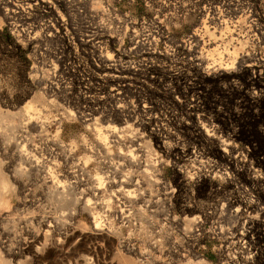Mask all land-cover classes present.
Listing matches in <instances>:
<instances>
[{
  "label": "rangeland",
  "instance_id": "rangeland-1",
  "mask_svg": "<svg viewBox=\"0 0 264 264\" xmlns=\"http://www.w3.org/2000/svg\"><path fill=\"white\" fill-rule=\"evenodd\" d=\"M28 1L0 0V123L13 116L15 121L25 108L46 109L49 115L66 107L85 112L108 108L115 103L109 91H119L127 101L124 120L108 117L112 124L125 125L124 136L121 144L110 142V161L115 177L133 172L140 178L143 198L122 203L111 194V214L103 222L113 232L104 235L94 233L92 216L81 203L56 207L44 199L35 201L37 188L14 195L11 207L0 205V217L13 212L16 218L8 222L15 223L17 233L3 234L0 240L18 251L12 257L0 244L3 264H85L83 255L90 256L88 264H198L199 256L207 264H264V0H171L163 5L184 9L178 19L156 15L138 0L119 3L121 9L145 15L146 29L157 34L151 41L154 51L114 56L116 67L129 68L116 70L113 78L97 49L80 41L84 29L76 30L71 40L61 29L59 36H43L37 27L34 39L16 36L11 20L25 26L57 14L56 6L44 7L41 0L22 16L3 9L25 7ZM204 7L220 10L224 18L221 24H209L208 32L218 40V49L228 48L230 59L235 57L229 70L203 73L184 43L194 27L206 23ZM50 84L59 93H45ZM63 118L60 136L76 143L77 157L90 153L82 138L95 143L93 132L81 119ZM49 129L54 133L56 125ZM131 136L137 142L131 143ZM128 152L141 153L140 160L152 158L158 170L143 171V165L135 170L126 160L117 164L118 156ZM95 168V162L88 166L92 173ZM23 195L26 206L19 204ZM119 209L130 221H119ZM25 212L33 217L63 212L70 223L52 231L32 219L31 235L18 219ZM193 216L203 220V236H192Z\"/></svg>",
  "mask_w": 264,
  "mask_h": 264
},
{
  "label": "bare ground",
  "instance_id": "bare-ground-1",
  "mask_svg": "<svg viewBox=\"0 0 264 264\" xmlns=\"http://www.w3.org/2000/svg\"><path fill=\"white\" fill-rule=\"evenodd\" d=\"M41 1L43 2L44 7L50 8L51 3L52 6H56V9L53 7L57 13L56 16L50 17L49 20H46L47 22L44 21L38 24H32V22L25 26H22L24 23L22 20L19 23L11 20L10 26L15 29L16 36H21L23 34L22 36L26 38L34 39L37 37V34L40 33H36L34 30V28L37 27L42 29L43 36H59L63 33L67 40H71L76 38V30L84 29V31L86 30L87 32L83 33V31V35H81L79 31V34L84 36L81 38L79 35L80 41L85 40L90 42V44L93 45L92 47L97 49L95 51H98L99 59L101 58V61L107 62L104 64V69H110V72L112 73L110 76H112V78L113 76H118L117 73H115L116 70L121 72L122 70L129 68V64L116 67V63H113L115 62L113 61L115 59L114 56L127 55L132 51H134L135 54H141L146 52V49H153L151 41L155 39L154 34H157V32H152L149 28L150 31L146 29L145 15H136L127 9H121L118 7L119 3L130 4L137 0ZM138 1L144 4L145 7L149 6L152 8L154 14L157 15L160 13L164 18L168 19H178L184 10L176 7H173L172 9L163 8V5H168V2H171V0ZM37 2H39V0H29L25 7L23 5H14L15 8L9 9L5 7L3 9L7 12L9 11L10 13H13V17L16 14L22 16V12H30L31 10H34L33 5ZM203 12L205 13L206 19L202 22L206 23L194 27L187 35L184 43L186 42L188 44L192 58L198 60L197 64L201 66L203 73L209 74L229 70L234 67L233 63L236 61L234 60L235 57L230 59L231 51L228 50V48L222 47L221 50L218 49V40L208 32L209 24H221L224 22V18H220V10L214 11V8L209 9L204 7ZM7 17L9 18L10 16L7 15ZM16 28H18V30ZM59 29L62 30L61 34L59 33ZM70 29L73 32H71ZM19 31H21L20 34ZM199 44H201V47H198ZM44 87L45 93H59L58 91H60L59 89L56 90V92L52 91L54 89H52V84ZM109 92V96H111L110 98H114L115 103L108 108L100 107L101 110L99 108V110L95 109L92 111L90 110V112H85L88 109L84 111L83 108L74 109L73 107V110L66 107L63 111L55 109L56 112L50 113L49 115V112H46V109L31 111L28 110V108H25L24 111H19L15 121H13V116L9 117L10 121L8 123H0V205L4 204L6 205L5 207L10 206L14 195L19 196L22 193L25 195L31 189L35 190L37 188V197L35 201L44 199L45 201L54 204L56 207H62V205L70 201H73V203H81L82 209L87 210L92 216V226H94L95 230L94 233L103 231L105 232L104 235H109L110 232H113V229L110 230L113 226L110 227V224L105 225L103 222V220L107 219L111 214L110 195L112 194L116 199H121L122 203L131 201L130 199H134L135 202H137L142 200L143 196L138 191V188L141 187V180L133 172L132 174L121 173L123 174V178L120 177L121 175L115 177L114 174L116 166L114 165L115 163L112 165L110 161V142L121 144L122 136H124L122 131L125 128V125L117 126V124H112L110 123L112 120H110V118L113 117V119L124 120V118L121 117V114L122 110L127 108V101H123L124 99L120 97L121 93L119 91L111 90ZM79 101L80 100H78V102ZM79 103H81V101ZM86 106L88 105L86 104ZM95 106L97 107V105ZM78 107L81 106L79 105ZM94 112H99V114L93 115ZM109 115L111 117H108ZM63 117L81 119L86 129L93 132L95 143L92 144V141H89L92 139L87 140L86 137L82 138V145H84L86 149L88 148L90 153L84 154L85 156L81 158L77 157L75 153L76 143L68 144L60 136L62 120L64 119ZM102 121L106 124H102ZM52 124L56 125L54 133H51L49 129ZM136 138L137 137L135 136H131V143L135 142L137 140ZM137 149L138 148L135 150ZM140 154L128 152V154L126 153L127 156L124 158L119 155L118 159L121 160H116L118 162L117 164L121 165L122 161L126 160L130 165L136 166L135 170L140 168V165L146 166L142 169L143 171H146L147 167L151 168V170H158L155 160L152 158L147 159V157L140 160ZM193 155H195V153ZM92 162L96 163L94 173L88 169L89 164ZM122 164L124 165V163ZM155 178L159 179L160 177ZM114 185L115 187H112ZM129 186L133 187L129 188ZM141 189L142 188H140V191ZM137 191L139 194L132 193ZM24 195L21 197L19 204H26L25 201L27 199L24 200ZM150 200L151 199L148 201ZM28 202L30 201L28 200ZM15 210H17V208H15ZM235 210L237 211L238 208ZM11 213L13 212L7 211L4 214H1L0 238L3 234H6L5 236L9 237L10 233H17L13 232L17 227L15 223L8 222L9 219L13 221L12 217H15L14 215H11ZM27 213L23 214V216L20 215L22 217H19L18 219H20L19 222L22 223L21 227H23V230H25L26 233H31V235H33L32 232L34 233V229L30 225L32 219L38 220L40 223L43 222L42 225H48L52 231L60 229L63 224L70 223V220L68 222L64 220L63 212L57 214L47 212L48 214H43L38 217H33L31 214ZM116 215L122 223L130 221L128 218L129 216L126 215L122 209L117 212ZM196 218V216L190 218V220H195L193 223V229L190 230V232L192 236L200 237L204 234L203 220L200 217ZM210 227L212 228V232L216 231L215 225H210ZM5 241L0 240L1 247L7 255L13 257L18 249L16 250L14 248L15 246H12L10 242ZM237 241L238 240L233 241V245L237 244ZM18 247L19 246L16 248ZM0 256V264L5 263V259H3L2 255ZM81 259L85 264L90 262V256L88 255H83ZM206 261V259L199 256L195 263L207 264Z\"/></svg>",
  "mask_w": 264,
  "mask_h": 264
}]
</instances>
